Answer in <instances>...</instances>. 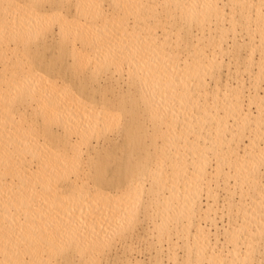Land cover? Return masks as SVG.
Segmentation results:
<instances>
[{
  "label": "bare ground",
  "instance_id": "1",
  "mask_svg": "<svg viewBox=\"0 0 264 264\" xmlns=\"http://www.w3.org/2000/svg\"><path fill=\"white\" fill-rule=\"evenodd\" d=\"M258 81L264 0H0V264H264Z\"/></svg>",
  "mask_w": 264,
  "mask_h": 264
},
{
  "label": "rangeland",
  "instance_id": "2",
  "mask_svg": "<svg viewBox=\"0 0 264 264\" xmlns=\"http://www.w3.org/2000/svg\"><path fill=\"white\" fill-rule=\"evenodd\" d=\"M256 56H257V54H255L254 55V58L256 59ZM258 57V56H257ZM243 75H245L246 76V74L245 73H243ZM244 77V76H243ZM246 78V77H245ZM262 80V79H261ZM258 83H260L259 85H258V88L260 87V91H261V89H263L264 90V82L263 81H258ZM263 90L261 91V92H263ZM112 132H113V130L112 129H110ZM109 130V131H110ZM108 131V133H111V132H109ZM223 219H225L224 217H223ZM222 219V220H223ZM149 220L147 219V220H142V222L143 223H145V222H148ZM142 232V230L140 231V233ZM144 232V231H143ZM162 237H165L164 239H163V241L161 242V246H160V248H161V250L163 251V253H166V251L168 250V252L170 251V249L172 248H174V250H175V253H176V260L177 261H175L176 262V264L178 263V264H184L183 262V260L181 259V257L179 258V253H181V248L179 249V247L181 246V242L179 241V239L176 241V243H175V247H172V244L175 242V240L177 239H175V236L173 235H170V238L168 239V237H166V234H162ZM141 240V239H140ZM170 240V241H169ZM142 241H140L139 243L141 244V245H139L140 247V249H142V254L140 255V256H142L143 258H145V259H147V257L148 256H153L155 253H154V246H155V243H152V244H149L148 243V241L145 239L144 240V242L143 243H141ZM178 244H180L179 246H178ZM176 248V249H175ZM180 251V252H179ZM174 252V251H173ZM181 255V254H180ZM183 261V262H181V260ZM168 261L167 260H165V259H163V262H162V264H166ZM173 262V261H172ZM170 263V264H175V262L174 263ZM181 262V263H180Z\"/></svg>",
  "mask_w": 264,
  "mask_h": 264
}]
</instances>
